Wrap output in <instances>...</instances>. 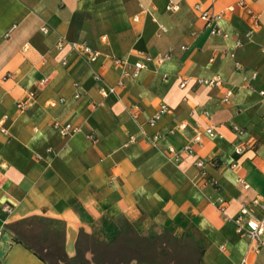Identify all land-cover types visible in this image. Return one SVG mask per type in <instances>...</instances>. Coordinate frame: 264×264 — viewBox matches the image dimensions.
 Wrapping results in <instances>:
<instances>
[{"label": "crops", "instance_id": "obj_1", "mask_svg": "<svg viewBox=\"0 0 264 264\" xmlns=\"http://www.w3.org/2000/svg\"><path fill=\"white\" fill-rule=\"evenodd\" d=\"M234 1L0 0V264H264V246L250 250L224 218L242 205L262 215L250 201L264 202V0L252 2L260 24L248 37L241 11L220 20L224 38L194 8ZM72 43L99 55L88 61ZM214 75L221 86L195 82ZM28 91L37 96L20 111ZM242 141L252 147L237 155Z\"/></svg>", "mask_w": 264, "mask_h": 264}, {"label": "built area", "instance_id": "obj_2", "mask_svg": "<svg viewBox=\"0 0 264 264\" xmlns=\"http://www.w3.org/2000/svg\"><path fill=\"white\" fill-rule=\"evenodd\" d=\"M253 0H235L232 4L226 6L224 9L215 11L212 9V6L201 8L199 4H195L194 8L199 11V18L203 22V27L205 31L209 35H219L221 37H228L229 34L225 32L221 26H220V20L223 18L225 13H230L234 11H241L245 17L249 21V29L246 32V36H250L251 33L259 27V14L258 12L253 8L252 4ZM168 9H175L176 6L173 4H169L167 6ZM43 32H47V28L43 26L41 28ZM65 43V40L60 39L56 46L58 48H61ZM241 44V41L237 40L235 41V46H239ZM72 46L77 49L76 46H78L79 52L88 60V61H94L97 56L99 55V51L96 49L91 48L85 43L77 44L72 43ZM229 55H233V52H228ZM168 55H163L158 57V61H163L166 59ZM152 58L150 56H144L143 59L138 60L132 64L130 68H127L124 70V75L127 77L135 78L139 71L145 67V61H151ZM115 63L123 64L124 61L121 59H115ZM63 64L66 63L65 60L62 61ZM235 65L238 67V63H235ZM98 79L99 77L96 76ZM188 79H183L180 82V86L183 87L187 84ZM198 85H207V86H221L223 84V79L220 75H214L209 78H197L195 81ZM115 91V86H103L99 89V92L101 95L106 96L109 93H113ZM232 90L227 89L224 94L223 100L226 101L231 96ZM259 94L264 99V91H260ZM37 94L35 91H28L23 99L18 101L16 103V108L18 110L25 109L32 101L35 100ZM166 111V107L162 106L155 114H153L149 119L148 123L150 125H154L157 120L160 118V116ZM205 115L208 113L206 111L203 112ZM3 119L0 120V124L2 125ZM52 126L61 134V135H69L73 134L77 131H79V127L77 125H73L71 123H58L53 122ZM184 128L183 124L178 125V129ZM233 131L238 135L242 136L244 135V130L237 125H234L232 127ZM2 132H6V129L4 127H1ZM172 132V129L169 131ZM204 132L209 136H214L217 133L214 131L213 126H207L204 129ZM200 131H197L194 135L192 141L190 143H187L183 148L182 151L185 153H191L192 152V145L193 143H199L200 142ZM159 134L155 133L148 137V142L150 144H155V142L158 140ZM132 139V138H131ZM252 146L248 141H242L239 143H236L233 146L234 153L237 155L243 154L246 150L250 149ZM168 153L171 155V157L178 161L181 157L180 151L176 150L173 146L167 147ZM215 163V161H212ZM197 166H202V161L198 160L196 162ZM230 166H235L234 163H232ZM247 185H245L246 187ZM251 204L255 206H259V208L262 211V215L260 217H257L253 215L252 211L248 208L246 205H242L238 211V213L234 217H229L227 215H224L225 219L232 220L235 225L237 232L247 237L249 243H250V250L254 252H258L263 246L264 241L262 239V235L264 233V202L260 196L253 197L250 201ZM215 204V203H214ZM216 205V204H215ZM217 209L221 211L224 214V203L223 201H220L219 204L216 205ZM7 211L10 210L8 206L5 207ZM240 264H246L245 259L242 260Z\"/></svg>", "mask_w": 264, "mask_h": 264}]
</instances>
